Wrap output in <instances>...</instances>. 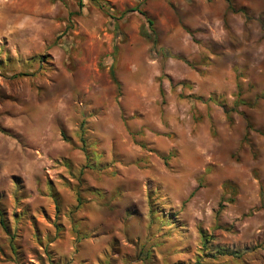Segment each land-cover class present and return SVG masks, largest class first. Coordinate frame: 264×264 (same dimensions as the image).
<instances>
[{"label":"rangeland","instance_id":"obj_1","mask_svg":"<svg viewBox=\"0 0 264 264\" xmlns=\"http://www.w3.org/2000/svg\"><path fill=\"white\" fill-rule=\"evenodd\" d=\"M0 264H264V0H0Z\"/></svg>","mask_w":264,"mask_h":264},{"label":"trees","instance_id":"obj_2","mask_svg":"<svg viewBox=\"0 0 264 264\" xmlns=\"http://www.w3.org/2000/svg\"><path fill=\"white\" fill-rule=\"evenodd\" d=\"M226 2L229 3V0H226ZM146 23H147V26H148L150 32L149 33L148 32H142L141 34H142V36L145 39H147L151 43L152 49H156V46H157L158 42H157V39H156V36H155L154 27H153L154 23H153L152 20H150L148 18H146Z\"/></svg>","mask_w":264,"mask_h":264}]
</instances>
